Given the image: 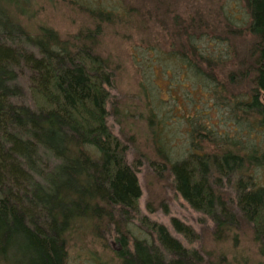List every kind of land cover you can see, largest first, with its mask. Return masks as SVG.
Masks as SVG:
<instances>
[{
  "label": "trees",
  "instance_id": "obj_1",
  "mask_svg": "<svg viewBox=\"0 0 264 264\" xmlns=\"http://www.w3.org/2000/svg\"><path fill=\"white\" fill-rule=\"evenodd\" d=\"M240 1L249 21L227 22L226 33L248 40L229 75L232 90H243L220 100L233 134L188 114L184 157L173 160L152 133L159 168H151L165 176L156 177L162 190L211 223L215 243L249 233L264 258V0ZM38 5L0 0V264H231L195 245L192 226L174 218L177 238L143 215L131 140L109 124L120 115L109 60L93 45L98 25L67 40L31 25ZM191 47L189 67H212Z\"/></svg>",
  "mask_w": 264,
  "mask_h": 264
},
{
  "label": "rangeland",
  "instance_id": "obj_2",
  "mask_svg": "<svg viewBox=\"0 0 264 264\" xmlns=\"http://www.w3.org/2000/svg\"><path fill=\"white\" fill-rule=\"evenodd\" d=\"M34 14L32 26L43 24L67 40L79 31L96 32L98 25L93 45L109 60L114 74L113 106L120 115L113 114L109 124L116 135L131 140L129 159L139 170L143 215L149 221L167 226L177 238L180 237L175 235L171 224L174 218L192 226L201 232L195 245L216 255L222 253L231 264H264L249 233L236 241L215 243L211 239V223L204 225L200 215L184 201L166 188L162 190L165 176L160 178L151 168L158 167L155 162H159L152 133L158 139L161 135L173 160L184 157L191 138L185 120L188 114L207 115L204 122L213 130L225 129L233 134L234 127L227 119L230 111L220 105V100L243 90H232L235 80L231 82L229 75L237 70L236 56L248 40L234 31L226 33L227 22L243 28L249 21L243 3L240 0H39ZM102 18L110 20L101 23ZM191 46L212 59V67L205 61L196 63L199 69L189 67ZM215 85L219 89L217 93ZM194 128L200 130L198 124ZM164 199L167 207L161 206ZM148 204L156 208L154 213L147 208ZM118 249L117 244L112 245L113 252ZM76 264L97 263L83 258Z\"/></svg>",
  "mask_w": 264,
  "mask_h": 264
}]
</instances>
